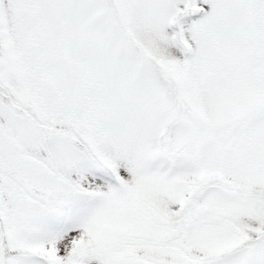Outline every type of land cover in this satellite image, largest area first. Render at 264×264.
<instances>
[{
	"label": "snow or ice",
	"instance_id": "1",
	"mask_svg": "<svg viewBox=\"0 0 264 264\" xmlns=\"http://www.w3.org/2000/svg\"><path fill=\"white\" fill-rule=\"evenodd\" d=\"M0 264H264V0H0Z\"/></svg>",
	"mask_w": 264,
	"mask_h": 264
}]
</instances>
